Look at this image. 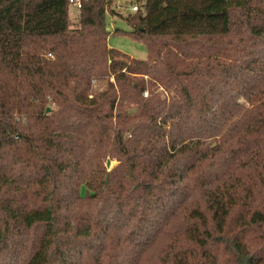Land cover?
I'll return each mask as SVG.
<instances>
[{
    "label": "trees",
    "instance_id": "obj_1",
    "mask_svg": "<svg viewBox=\"0 0 264 264\" xmlns=\"http://www.w3.org/2000/svg\"><path fill=\"white\" fill-rule=\"evenodd\" d=\"M110 2L0 0V264H264V0Z\"/></svg>",
    "mask_w": 264,
    "mask_h": 264
},
{
    "label": "rangeland",
    "instance_id": "obj_2",
    "mask_svg": "<svg viewBox=\"0 0 264 264\" xmlns=\"http://www.w3.org/2000/svg\"><path fill=\"white\" fill-rule=\"evenodd\" d=\"M134 3L143 4L144 0H111L110 4L107 5L108 12L106 24L110 28L107 44L110 48L117 49L130 57L144 59L147 54L144 41L135 38L127 32L131 28L125 19L133 13L128 7ZM118 4L121 7H118ZM77 12L78 11L70 5L69 13L72 20L76 19ZM110 80L112 81L113 79L111 78ZM104 85V82H96L93 85V89L101 90L105 87ZM106 164L108 168H111L116 164V161H107Z\"/></svg>",
    "mask_w": 264,
    "mask_h": 264
},
{
    "label": "built area",
    "instance_id": "obj_3",
    "mask_svg": "<svg viewBox=\"0 0 264 264\" xmlns=\"http://www.w3.org/2000/svg\"><path fill=\"white\" fill-rule=\"evenodd\" d=\"M82 1L83 0H69V3L70 5L75 8L76 10L80 9L81 8V5H82ZM141 4H138V3H134V4H131L130 7H128V9L131 11V12H135L137 10H139L141 8L140 6ZM118 7H121L119 4H118ZM47 56H52L51 53H48Z\"/></svg>",
    "mask_w": 264,
    "mask_h": 264
},
{
    "label": "water",
    "instance_id": "obj_4",
    "mask_svg": "<svg viewBox=\"0 0 264 264\" xmlns=\"http://www.w3.org/2000/svg\"><path fill=\"white\" fill-rule=\"evenodd\" d=\"M107 29H109V28H107ZM48 111H49V108L46 109V112H48Z\"/></svg>",
    "mask_w": 264,
    "mask_h": 264
}]
</instances>
